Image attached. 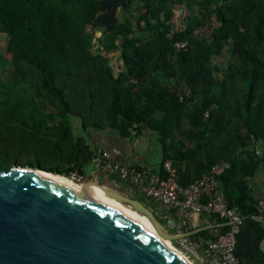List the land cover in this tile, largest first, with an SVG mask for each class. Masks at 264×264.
Masks as SVG:
<instances>
[{"label":"trees","instance_id":"1","mask_svg":"<svg viewBox=\"0 0 264 264\" xmlns=\"http://www.w3.org/2000/svg\"><path fill=\"white\" fill-rule=\"evenodd\" d=\"M1 33L0 145L55 161L33 168L84 175L93 152L72 118L85 131L148 128L181 185L221 165L225 200L258 213L247 180L264 166V0H0ZM223 54L226 64L215 62Z\"/></svg>","mask_w":264,"mask_h":264},{"label":"water","instance_id":"2","mask_svg":"<svg viewBox=\"0 0 264 264\" xmlns=\"http://www.w3.org/2000/svg\"><path fill=\"white\" fill-rule=\"evenodd\" d=\"M37 171L52 173L22 165L0 169V264H192L169 240L231 223L173 233L138 199L90 184L145 215L162 236L156 237L105 200L75 192Z\"/></svg>","mask_w":264,"mask_h":264},{"label":"built area","instance_id":"3","mask_svg":"<svg viewBox=\"0 0 264 264\" xmlns=\"http://www.w3.org/2000/svg\"><path fill=\"white\" fill-rule=\"evenodd\" d=\"M177 48H186L187 42H178ZM92 163L101 171L116 179L122 180L132 189L139 190L145 197L166 206L163 213L155 214L165 227L179 230L173 233L186 232L188 220L197 215H216L231 222L225 232L214 239L201 240L191 236L171 241L195 264H241L236 256L237 235L243 215L237 206H231L226 200L215 196L218 186L217 175L220 166H215L209 173H204L187 186L181 185L177 178L176 169L170 159L165 160L163 167L166 176L139 166H129L120 160H115L112 154L97 148L92 157ZM77 182L85 183V175L74 171L70 175ZM258 213L254 217L264 221V199L257 201ZM176 210L184 218L177 221L170 216L169 211Z\"/></svg>","mask_w":264,"mask_h":264},{"label":"crops","instance_id":"4","mask_svg":"<svg viewBox=\"0 0 264 264\" xmlns=\"http://www.w3.org/2000/svg\"><path fill=\"white\" fill-rule=\"evenodd\" d=\"M87 131L83 130V133L76 136H84L93 153L97 148H103L109 151L115 160H120L129 166H139L158 173L161 172L162 165L164 164V153L160 136L156 131L145 128L138 134L132 133L130 135H123L119 130L114 128L94 129L91 131L88 129ZM218 166L222 170V166ZM84 170L87 184L97 182L104 186L118 189L131 197L133 196L128 194L127 190L131 194L137 193L138 191L140 195L145 197L139 190L130 188L122 180L116 179L108 175L104 170L101 171L96 168L92 160L85 165ZM218 182L215 196L225 200L224 190L221 187L220 181ZM247 182L253 200L257 202L259 199H264V166L254 176L249 177ZM145 199L149 201L147 204H144L150 207L155 214L163 213L167 210L166 206L162 203L150 200L147 197ZM169 213L172 218H175L179 222L184 218L176 210H170ZM211 224L218 223L211 221L209 215H197L188 220L185 231ZM179 228L181 229L179 226L170 230L176 232ZM226 228L227 226L214 227L209 230H211L210 234L215 238L225 232ZM235 253L241 264H264V221L254 217V214L251 216H243L237 235Z\"/></svg>","mask_w":264,"mask_h":264},{"label":"rangeland","instance_id":"5","mask_svg":"<svg viewBox=\"0 0 264 264\" xmlns=\"http://www.w3.org/2000/svg\"><path fill=\"white\" fill-rule=\"evenodd\" d=\"M180 8H184V7L177 6L174 9V17L172 19L174 29H181L183 27V18L186 15L187 11L186 9H184L183 12L180 13L179 12ZM100 34H101L100 32H97L96 35L100 36ZM7 47H8V35L5 33H1L0 34V55L6 53ZM111 56H113V61L116 63V68H118L120 64H122L119 53L115 52ZM226 57H227L226 54H223L222 56H217L215 58V62L219 64H226ZM9 73H10L9 70L5 69L3 72L2 80H6L7 77L9 76ZM71 124L74 128V132L76 135L83 133L81 120L79 118H75V117L72 118ZM89 129L90 131L94 130L92 128H89ZM86 132L88 131L86 130ZM15 165H22L25 167H33V166L34 167H37V166L49 167V166L55 165V161L49 156L45 155L44 153H40L39 151L36 152L32 146L30 147L27 145H19V146H15L14 148L8 150L4 145H0V167L10 166V168H12ZM84 182L86 184L88 183L86 178ZM87 185L91 187L90 184H87ZM127 192L128 194L132 195L133 197L137 198L139 201L145 204H147V202L149 201L145 199L144 196L140 195L138 191L137 193H134V194H131L129 190H127ZM179 251L181 252V250Z\"/></svg>","mask_w":264,"mask_h":264},{"label":"bare ground","instance_id":"6","mask_svg":"<svg viewBox=\"0 0 264 264\" xmlns=\"http://www.w3.org/2000/svg\"><path fill=\"white\" fill-rule=\"evenodd\" d=\"M36 174H39V175L44 176L46 178L56 179V180L62 182V184L64 186H66L67 188H69L75 192H78L80 194H84V195L89 196L91 198L105 200V203L108 206H110L113 210L118 211L121 214H123L124 216L128 217L133 222H135L138 226H140L141 228H143L147 232L155 235L156 237H162L157 232V230L155 229V227L153 226L151 221L145 215L141 214L139 211H136L132 207L125 205L122 202H117L115 200L108 198L107 196H105V194L98 187H92V186L89 187L86 183H82V182L79 183L71 176H65V175H61V174L57 175V174H52V173H46L43 171H37ZM168 243L173 248H175L181 255H183L190 263L195 264L186 255H184L182 253V251L180 252L179 251L180 249L177 246H175L173 242H171L169 240Z\"/></svg>","mask_w":264,"mask_h":264}]
</instances>
